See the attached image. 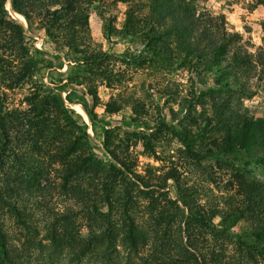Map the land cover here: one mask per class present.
I'll return each mask as SVG.
<instances>
[{
	"label": "trees",
	"instance_id": "16d2710c",
	"mask_svg": "<svg viewBox=\"0 0 264 264\" xmlns=\"http://www.w3.org/2000/svg\"><path fill=\"white\" fill-rule=\"evenodd\" d=\"M111 1L127 10L122 29L108 21L105 36L141 39V52L116 56L93 42L89 21L98 0H12V10L68 58L67 84L57 87L40 76L52 63L27 41L6 9L8 0H0V264H264V181L250 177L264 169V117L244 108L264 83V47L249 53L224 16L201 11L193 1ZM253 1L264 7V0ZM125 65L214 76V88L184 101L178 126L159 114L152 127L145 101L115 93L104 104L107 115L130 109L134 129L155 131L108 130L100 149L62 93L85 89L95 129L99 89L126 91ZM25 86L27 108L9 109L4 90ZM165 135L179 139L204 175L208 161L231 171L234 196L225 213L200 203L177 170L137 171L135 148L158 158ZM241 223L247 230L232 234Z\"/></svg>",
	"mask_w": 264,
	"mask_h": 264
},
{
	"label": "rangeland",
	"instance_id": "374dc122",
	"mask_svg": "<svg viewBox=\"0 0 264 264\" xmlns=\"http://www.w3.org/2000/svg\"><path fill=\"white\" fill-rule=\"evenodd\" d=\"M193 1L201 11H208L215 16H224L228 22V27L232 32L239 33L251 54H258L264 47V7L253 0H189ZM7 11L9 15L18 23L23 25L28 42L37 51L45 54L53 67L46 69L41 73V78L47 84L63 87L67 84V78L70 76V63L64 52L60 51L46 36L45 32L38 29L36 25L28 23L24 16L16 14L12 10V0H8ZM127 7L123 4H114L111 0H98L90 15V29L93 42L104 52L116 56H123L127 53H139L144 46L141 39L133 41L125 37H112L111 40L105 36L104 26L108 21L113 20L116 29L123 27L125 12ZM56 56H59L58 58ZM62 65V66H61ZM61 67V68H60ZM127 79L128 89L120 88L117 91H110L105 87L99 89L101 105L95 108L98 116V124L93 129L89 110L92 108V100L87 96L82 87H69L63 91L62 96L66 104L84 120V129L91 136L93 141L101 149L105 131L120 129L122 131H146L147 133L155 131L145 130L144 128L134 129L131 126L130 109H125L118 115H107L104 104L107 103L112 95L118 92L133 95L147 103L151 111L149 122L152 127L159 119V114L170 125H177L181 121L184 113V101H190L194 95L210 93L214 88V76L198 77L190 74L185 69L164 70L161 68H135L133 66H122ZM255 83V82H254ZM257 94L253 99L244 101V108L250 115L256 118L264 117V83L255 87ZM6 97L4 101L9 109H26L27 97L30 94L29 87L25 86L19 90L10 92L4 90ZM77 97L85 98L89 103L87 107L82 101L76 100L72 94ZM171 93V97L166 96ZM208 100L209 98L205 96ZM179 100L182 106L168 104L169 101ZM86 106L88 112L82 105ZM172 111L174 113H172ZM200 111V109H198ZM177 119V122L175 121ZM179 130H183L179 127ZM196 131V130H194ZM98 148V149H99ZM184 146L178 138L165 135L162 141L157 145L156 151L158 158L144 153L143 148H135L134 154L138 162L137 171L145 174L149 169L155 170L158 175H163L169 170H177L181 179L189 187L196 189V196L200 203L209 207L218 208L225 213L229 208L234 191H230L229 181L231 171L221 169L215 162L208 161L205 166L208 168L207 174L204 171L195 168L190 164L187 155L183 152ZM102 157L103 154L99 151ZM252 179L264 181V169L253 170ZM169 190L171 197L178 199V192L174 181H169ZM61 198V197H60ZM61 203V202H59ZM222 217L215 220L218 227L222 226ZM7 225L12 223L8 220ZM247 230L243 223L231 230L232 234H240ZM86 231V230H85Z\"/></svg>",
	"mask_w": 264,
	"mask_h": 264
},
{
	"label": "water",
	"instance_id": "95a60500",
	"mask_svg": "<svg viewBox=\"0 0 264 264\" xmlns=\"http://www.w3.org/2000/svg\"><path fill=\"white\" fill-rule=\"evenodd\" d=\"M75 110V109H74Z\"/></svg>",
	"mask_w": 264,
	"mask_h": 264
}]
</instances>
